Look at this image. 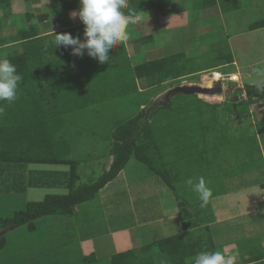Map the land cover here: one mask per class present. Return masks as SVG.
<instances>
[{
	"label": "rangeland",
	"instance_id": "obj_1",
	"mask_svg": "<svg viewBox=\"0 0 264 264\" xmlns=\"http://www.w3.org/2000/svg\"><path fill=\"white\" fill-rule=\"evenodd\" d=\"M215 1L216 5L207 6L205 12L202 10L204 0L179 2L181 6L187 3L193 6H189V12H173L172 15L177 16L173 22L161 21L160 16L156 21L154 14L142 12L145 20L148 19L144 29L138 26L134 28L135 25H132L134 29H128L129 35L134 38L133 41L136 40L127 46L128 56L133 54V58L128 59L129 70L133 72L135 67L184 53L183 57L175 62L179 69H184L181 75L183 77L174 83L173 87L157 85L151 88L146 86L145 80L133 78L137 90L135 89L129 100L123 103L121 99L107 93L105 85L96 83L98 91H88L87 96H83L86 100L75 98L78 100L76 105L63 110L61 119L66 123L65 140L69 146L66 159L77 162L79 185L95 181L108 169L112 161L108 151V135L118 122L129 120L141 109L146 108V118L144 117L143 121L151 122L157 150L161 153L156 161V167L165 170L169 174V179L175 181V191L163 186L164 191L171 195L173 200L167 204L169 212L179 211L182 220L187 222L186 227L190 229L193 226L191 231L189 230L190 239L195 237L196 240L203 241L204 251H218L228 243H235L237 251L244 249L252 251L264 246V142L256 132L257 121L264 118V102L253 104L247 113L243 112L241 116L232 118L229 125H226L225 138L214 140L212 137L214 129L211 127L209 133V136L212 135L211 139L203 143L202 135H207L208 132H200L199 136L194 131L198 128L197 123L200 119L205 124L212 119L208 112L211 107L205 106L204 102L219 104L236 100L233 102L235 108L238 100L246 98L244 94L239 93L243 87L264 82V28L252 31L254 24L264 20V0ZM11 4V11L7 17H2L3 12L0 11L2 42L7 40L8 35L15 33V28L18 30L19 26H24L25 13L48 16L49 30L42 24L37 25L41 35H45L47 31H58L60 24H69V15L72 13L61 12L54 0H12ZM182 13L189 16H181ZM204 16L210 21L209 26L201 25ZM184 17L188 24L184 23L182 26L175 24L184 20ZM151 18L153 21H150ZM56 22L60 23L59 26L55 25ZM166 23L169 27H163ZM219 27L223 29L222 35L233 36L229 42L226 37L221 36L205 46L199 45L201 48L196 47V42L204 37L203 34L206 36L210 30L220 32ZM74 32L78 34V30ZM238 34L241 36L234 37ZM150 37L152 39H149ZM22 48L21 45H12L0 52V58L17 57L23 52ZM230 48L232 64L234 61L235 65H226L219 60V55H225ZM210 67L214 68L204 71ZM192 72L198 74L187 75ZM213 73L219 75L221 96L218 93H214V96L200 94L197 89L213 87L212 81L215 77ZM233 77H236V80ZM78 87L82 89L83 85ZM147 98L148 104L139 107L138 105ZM166 103H169L170 108L163 107ZM186 113H190L191 116ZM193 116L195 118L190 119ZM218 123L224 126L226 122L222 124L219 119L212 126L215 125L217 128ZM70 128H75V132L73 130L70 133ZM186 129L189 131H185ZM188 151L197 157L183 161L181 154L190 156ZM195 161L198 162L196 167L192 166ZM184 164L187 165L183 169ZM178 166H182L180 169L182 174L177 173ZM51 169L67 172L68 167ZM187 174L191 176L190 180L187 179ZM186 180L189 181L186 183ZM151 181L162 183L159 176L131 158L118 179L103 190L97 199L81 205L77 215L40 218L33 222L34 231H29L27 225L8 230L3 235L5 244L0 250V264H57L58 261V264H82L83 259H78L77 255L68 257L63 252L65 247H73L75 235L80 233L79 230L74 231L73 227L81 228L82 234L89 232L98 236L103 235L107 222L102 220V215H105L106 209L115 205L118 199H123L121 192L126 194L130 192L136 197L137 189L141 188L139 192H146V184ZM199 182H203L204 186L211 190V196L204 207H201L200 193L196 190ZM154 189L147 188L150 195L146 200L153 198ZM66 193L67 191L63 189H27L20 195L12 194L5 197L7 203H0V208L4 209L10 203L16 206L0 214V218L9 217L14 212L22 210L27 202H41L47 195ZM139 195L137 199L143 200L144 196ZM177 195L181 199H177ZM120 203L124 204V202L117 204ZM127 215L132 219L131 215L125 212V216ZM241 216L247 218V228L243 227ZM109 217L115 219V214H109ZM211 221L215 223L207 230L204 222ZM171 228H174V224ZM135 240L139 243L138 236ZM143 240L145 239L142 238L140 242ZM149 243L151 245L152 240ZM158 258L159 261H168L163 255H159ZM110 260L104 259L103 263Z\"/></svg>",
	"mask_w": 264,
	"mask_h": 264
},
{
	"label": "trees",
	"instance_id": "obj_2",
	"mask_svg": "<svg viewBox=\"0 0 264 264\" xmlns=\"http://www.w3.org/2000/svg\"><path fill=\"white\" fill-rule=\"evenodd\" d=\"M11 2L12 0H0L2 17L5 18L10 14ZM54 2L58 4L61 12L67 14L76 11L79 7L78 0H54ZM170 2L171 0H128V8L125 9V12L129 17H135L146 11L143 10L145 8L158 14L161 7ZM214 5H216L215 0H204L203 2V7ZM24 15L26 23L24 26L22 25L23 28L22 26H19L18 30L15 28L14 36H8L7 40L2 42L0 34V52L7 50L12 45L23 47V52L19 56L7 57L11 63L16 65L17 72L22 76L18 99L11 104L0 102V107L4 109L3 115H0V203H7L5 197L12 194L20 195L27 189H63L67 193L65 195H47L41 202H27L22 210L12 212L13 214L9 217L0 218V250L5 244L3 235L8 230H15L21 225H27L29 231H34L33 222L40 218L58 215L71 216L77 206L92 201L99 191L114 181L131 158L149 168L154 175L162 179L167 187L175 191V181L169 179V174L165 170L156 167V161L161 153L157 150L151 122L143 121L146 108L141 109L135 117L120 121L115 125L107 137L108 151L112 161L108 169L95 181L85 185H79L77 162L66 159L69 146L65 140L67 137L66 123L61 117L66 107L76 105L77 99L82 100L83 96H87L88 91H98L96 83L105 85L107 93L121 99L122 103L129 100L135 89L137 90L134 79L145 80L146 86L150 88L157 85L173 87L183 77L181 75L184 69H179L175 62L184 54L135 67L132 72L131 69L129 70L124 45H121L113 50L110 63L101 65L94 58L88 57L87 54L77 57L70 54V48L55 47V34L67 32L83 40V24L77 29L78 34L65 28L61 32L41 35L37 25L48 21V16L35 15L34 13H25ZM262 28H264V20L254 24L252 31ZM219 60L226 65H231L230 50H227L225 55L220 54ZM213 68L210 67L204 71ZM196 73L198 72L187 75ZM79 84L83 85L82 89L78 87ZM258 85L264 87V82L255 86L246 85L242 91H239V93L244 92L246 98L238 100L235 108H233V102L236 100L219 104L204 102L205 106L211 107L208 112L212 119L205 124L199 118L198 128L194 132L199 136L200 132H208L207 135H202L201 142L204 143L205 140L209 142L212 135H214L212 136L214 140L225 138L226 125L232 118L241 116L243 112L247 113L251 105L264 102V90L258 89ZM101 94L104 93L101 92ZM84 100L86 99L84 98ZM142 104L147 105L148 98L138 106L140 107ZM163 107L170 108L169 103ZM183 110H188V108H183ZM222 114L225 116L223 117ZM188 115L191 116L190 113ZM194 118V116L190 117V119ZM219 119L222 124L226 122L224 126L220 123L216 124L217 128L215 125L212 126ZM256 126V132L264 142V118L257 121ZM211 127L214 129V134L209 136ZM73 130L75 132L76 129L70 128V133ZM195 133H193L194 137H196ZM254 138L253 140H255ZM188 153L190 156L181 154L183 161H188L190 157H197L190 151ZM197 163L195 161L192 166L196 167ZM186 165L178 166L177 173L182 174L180 169L181 167L184 169ZM51 167H68V170L61 172L51 169ZM185 173H187V169ZM187 177V179H191V176ZM178 179L177 175L176 180ZM189 180H186V183ZM178 198L181 199L177 195ZM15 206L10 203L4 209L0 208V214ZM206 229L208 230V227ZM203 251V241L197 239L196 243L190 245L185 236L179 235L143 247L138 251L119 254L112 257L109 263L194 264L197 256ZM260 251L262 257L257 258L256 256L247 263L264 264V249ZM159 255L166 256L168 261L160 260V263Z\"/></svg>",
	"mask_w": 264,
	"mask_h": 264
},
{
	"label": "crops",
	"instance_id": "obj_3",
	"mask_svg": "<svg viewBox=\"0 0 264 264\" xmlns=\"http://www.w3.org/2000/svg\"><path fill=\"white\" fill-rule=\"evenodd\" d=\"M183 1L186 2L187 0H171L170 3L164 4L161 7V10L158 14L157 13L155 14L153 13V11L145 9V8H143V10L148 11L149 12L148 14H154V17H155L154 20L156 21L159 20V16H160L161 21L171 20L173 22L174 18L177 17V16L172 15L173 12H176V11H179V12L188 11L189 12V6H193V5H190V3H187L185 6H181L179 2H183ZM190 1L192 2L193 0H190ZM202 8L204 12L207 11V9H205L206 7H202ZM183 14L184 13H182L181 16H189V14H186V15H183ZM142 16L143 15L129 17L130 24L128 26V29L131 30V29L136 28L137 26L140 29H144L143 27L145 26V22H147L148 19L145 20V16L143 17ZM137 17H140V19L137 20L136 19ZM69 18H70V21L68 22L69 24L63 25L58 22L55 23V25L58 24L59 26L60 24L61 26L58 31L61 32L65 30V28H68L69 30L74 31V30H77L79 26L83 24L76 17L73 18L69 15ZM150 21H153V19ZM184 23L188 24V21H186L185 17H184V20H182L181 22H176L175 24H177L178 26H182ZM200 23L201 25L204 24L203 26H209L210 21L204 16L202 17ZM42 25L46 26L47 28V25H49V23L45 21ZM132 25H135V27L133 28ZM163 27H169V25L166 23ZM47 29L49 30V28ZM218 29H220V32L210 30V33L206 34V36L205 34H203L204 37H201V39H199V41L196 42V47H199V45L205 46V44L212 43L213 40H217L221 36L224 38L226 37L229 42L231 40V37L233 36H228V37L224 36L222 35L224 34L222 33L223 29L220 27ZM58 31H47L44 34H51V33L58 32ZM15 33H16V29H15ZM15 33L13 35H8V36L12 37L15 35ZM236 36H241V35L238 34V35H235L234 37ZM133 39L134 38L131 35H129V40L124 43V48L126 49L125 52H126L127 60L128 59L130 60L133 58V54L132 56H128L129 52H127L128 44L134 43V41H136V40L133 41ZM149 39H152V38L150 37ZM192 44L195 45V43H192ZM230 52H231V48H230ZM180 54H184V53H180ZM168 57H172V56H168ZM233 64H234V61H233ZM197 74L198 73L194 75L196 76ZM117 179L118 177L111 183L107 184L101 191H99V193L96 195L95 198L97 199V196L100 195V193L103 190L107 189L109 185H112V183H114ZM163 186H166L163 182L162 183L160 182L159 184L158 181H151L150 183L146 184V188H145L146 192L144 191L139 192L141 188L137 189L138 194L137 195L135 194L136 197H133L130 192H128V194L121 192V194H123V199L120 200L117 198L118 200L116 199L117 201L116 200L115 201L117 203L124 202V204L120 203V205H118L116 203L111 208L106 209L105 215H102L103 217L102 220L107 222L103 235L98 236L95 234H90L89 232L87 234L86 233L82 234L81 233L82 229L78 228V226L77 227L74 226L73 227L74 231L79 230L80 233L75 235L76 239H75V244L73 245V247L71 248L65 247V250H63L64 254L67 255L68 257H74V255H77L78 259L80 260L83 259L82 264H108L109 261L107 263H103V260L104 259L108 260L109 258L111 259L114 256L129 252V251H138L142 249L143 247L150 245L149 243L150 240H152V244H154L162 240H166L169 238H175L176 236L183 235L186 237V241H188V243L190 242V245L196 243L195 237H192L191 238L192 240H191L189 236V230L191 231L193 226L190 229H188L186 227L187 222L182 220L179 211H175V212L173 211L170 213L169 210L167 209L168 208L167 204L173 200L171 198V195H169L167 192L164 191ZM153 187H155L156 189H154ZM147 188L154 189L152 191L154 194L152 195L153 198L150 200H146L150 195L147 191ZM139 194L144 196L145 200L144 199L138 200L137 198L140 197ZM142 201H143V204H142ZM256 203L257 202L255 201V204ZM80 207L82 206L81 205L77 206L72 215H77L79 213ZM177 209H178V205H177ZM125 212H128L131 215L132 219H130L128 215L125 216ZM113 213L115 214L116 220L110 219L109 217V214H113ZM240 219H241V222L243 223V227L247 228L248 226L247 225L248 223L246 222L247 218L245 219L241 216ZM82 220H84V218H82ZM204 223H206V225H204V227L206 228L212 225L213 223H215V221L214 222L213 221L204 222ZM173 224H174V228H171ZM157 227L159 228V230H157ZM245 231L248 232L247 229ZM187 234L188 236H186ZM137 236L139 238V243H136V240H135ZM142 238H144L145 240L140 242ZM236 247L237 246L235 243H228L224 245L221 250H218V251H223L226 256L234 257V264H249L247 262H249L251 259H254V257L256 256L257 258L262 257L260 256L261 255L260 250L264 249V246H260L261 249H257V250L248 251L244 249V250L237 251L238 248ZM237 252H240V253H237ZM76 264H80V263H76ZM252 264H256V263H252Z\"/></svg>",
	"mask_w": 264,
	"mask_h": 264
},
{
	"label": "clouds",
	"instance_id": "obj_4",
	"mask_svg": "<svg viewBox=\"0 0 264 264\" xmlns=\"http://www.w3.org/2000/svg\"><path fill=\"white\" fill-rule=\"evenodd\" d=\"M78 3V9L70 16L78 17L83 23L84 39L67 32L55 34V47L70 48L71 55L82 57L87 54L101 65L109 64L113 50L129 40L130 18L125 12L128 0H78ZM21 81L22 76L17 72L16 65L7 58H0V102L14 103L18 99ZM258 89L264 90V87L258 85ZM3 112V107H0V115ZM196 190L200 193L201 207H204L211 196V190L203 182L196 186ZM194 264H234V257L226 256L223 251H203Z\"/></svg>",
	"mask_w": 264,
	"mask_h": 264
},
{
	"label": "water",
	"instance_id": "obj_5",
	"mask_svg": "<svg viewBox=\"0 0 264 264\" xmlns=\"http://www.w3.org/2000/svg\"><path fill=\"white\" fill-rule=\"evenodd\" d=\"M220 88H221L220 87V81H213V87L212 88L197 89V90L201 94L213 96L214 93H218L219 95L221 94V89Z\"/></svg>",
	"mask_w": 264,
	"mask_h": 264
},
{
	"label": "bare ground",
	"instance_id": "obj_6",
	"mask_svg": "<svg viewBox=\"0 0 264 264\" xmlns=\"http://www.w3.org/2000/svg\"><path fill=\"white\" fill-rule=\"evenodd\" d=\"M214 74V73H213ZM215 75V77H214V79H213V81H216V80H219V75L218 74H214ZM235 75V74H234ZM233 78H235V80H236V77H233ZM235 80H233V81H235ZM212 81V82H213ZM209 85V84H208ZM211 86V83H210V85H209V87Z\"/></svg>",
	"mask_w": 264,
	"mask_h": 264
}]
</instances>
